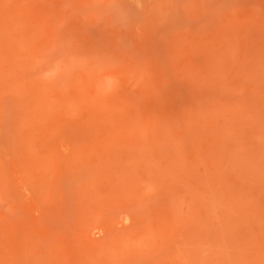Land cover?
Instances as JSON below:
<instances>
[{
	"label": "rangeland",
	"instance_id": "374dc122",
	"mask_svg": "<svg viewBox=\"0 0 264 264\" xmlns=\"http://www.w3.org/2000/svg\"><path fill=\"white\" fill-rule=\"evenodd\" d=\"M0 264H264V0H0Z\"/></svg>",
	"mask_w": 264,
	"mask_h": 264
}]
</instances>
